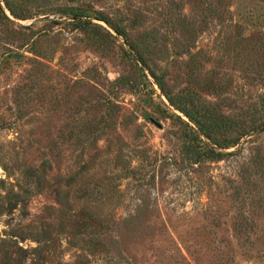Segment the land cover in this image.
Returning a JSON list of instances; mask_svg holds the SVG:
<instances>
[{"label": "rangeland", "instance_id": "1", "mask_svg": "<svg viewBox=\"0 0 264 264\" xmlns=\"http://www.w3.org/2000/svg\"><path fill=\"white\" fill-rule=\"evenodd\" d=\"M26 3L1 2L0 264H264V0ZM152 72L253 131L198 159Z\"/></svg>", "mask_w": 264, "mask_h": 264}, {"label": "trees", "instance_id": "2", "mask_svg": "<svg viewBox=\"0 0 264 264\" xmlns=\"http://www.w3.org/2000/svg\"><path fill=\"white\" fill-rule=\"evenodd\" d=\"M1 2L5 4L6 9L10 11L12 16L17 19L26 20L30 17L26 15V0H1L0 1V14L4 21L9 24H12V20L5 14L4 9L1 6ZM23 8V9H22ZM19 9V11L17 10ZM64 15L69 20L71 26H74L75 29L87 30L92 23L88 21H84V18H89L91 16L95 17L97 20L105 21L114 31L121 36H124L127 39V35H125L124 30L117 24L111 22L109 18H107L104 14H100L98 12L94 14H90L88 9L83 7H79L78 5L70 8H66L64 10ZM95 27H98L95 26ZM109 33V32H108ZM110 35V34H109ZM132 48L140 57L141 61L144 62L147 66V60L143 53V51L139 48V45L136 43H130ZM152 75L156 79L157 83L160 85L162 90L167 95L169 102L181 113H183L193 125L188 124L185 120H183L180 116L175 115L176 119L187 129L192 135L191 142L194 145L196 150V155L200 160H209V161H220L227 155L226 152H220L218 149L226 150L231 147L237 146L241 139L248 135L250 130L246 127H238L235 121L226 120V123L223 125V129L226 131L232 130L233 132H237V137L234 138H219L218 130L220 127L219 124L216 123V120H219L218 117L212 118L211 114L208 110H201L195 105V101L192 100L189 96L184 98L177 97L173 98L169 91L165 90V84L163 82L162 77L156 76L155 73L152 72ZM224 122V120H221ZM220 121V122H221ZM216 123V124H214ZM197 129H196V128ZM253 131V130H252ZM201 135H204L209 143L205 142ZM230 155V154H229Z\"/></svg>", "mask_w": 264, "mask_h": 264}, {"label": "water", "instance_id": "3", "mask_svg": "<svg viewBox=\"0 0 264 264\" xmlns=\"http://www.w3.org/2000/svg\"><path fill=\"white\" fill-rule=\"evenodd\" d=\"M125 45L128 46V43L125 42ZM137 60H138V62H140L138 58H137ZM261 131H264V128Z\"/></svg>", "mask_w": 264, "mask_h": 264}]
</instances>
